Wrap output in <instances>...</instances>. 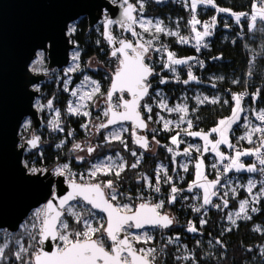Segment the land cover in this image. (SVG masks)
Segmentation results:
<instances>
[{
    "label": "trees",
    "instance_id": "16d2710c",
    "mask_svg": "<svg viewBox=\"0 0 264 264\" xmlns=\"http://www.w3.org/2000/svg\"><path fill=\"white\" fill-rule=\"evenodd\" d=\"M136 4L138 0H132ZM144 1V0H142ZM146 4L141 11L138 8L137 13L143 15L161 16L167 19L168 16L179 17L181 19V28L183 33H188L189 29L186 27V19L189 12L181 6L177 0H167L160 4L153 0H146ZM214 3L219 8L230 9L233 13H250L252 0H214ZM216 13L213 6H207L204 13L200 12L201 17H207ZM219 16L226 15L230 19V28L226 29L220 25L213 28V34L211 37L210 48L197 52L194 48L187 44H181L172 37H167L163 33H150L145 34L148 37L155 36L156 41L162 44L163 47H167L171 52L175 53L177 57L193 58L191 61L195 64V61L204 63L202 69L203 73H216L222 76V80L216 82V89H220L223 93L222 100L214 104H201L193 108L192 112L187 116L192 122V127L188 131H207L215 126L218 121L231 114L233 108V94H237L239 91L248 88L253 94L259 90V95L256 96V106H264V25L256 26L254 33H249L248 23L249 17L242 16L239 23H237L234 16L229 12H217ZM75 27L74 31L69 32V37L73 43L76 44L78 49V65L76 69L70 74L72 76L71 87L78 83L81 79V75L85 72L91 76L100 80V92H98L88 104V112L90 120L104 121L105 115L94 110L93 102L100 96L107 94L109 87L111 74L118 67L117 57L110 55V49L106 40L102 36V26L98 24V28H90L86 17H81L78 21L73 22ZM219 26L221 28H219ZM116 35L121 36L116 27L113 26ZM219 28V29H218ZM139 30L138 28H135ZM218 29V30H217ZM229 32L233 35V40L224 41L221 37L222 32ZM154 50L152 46L151 51ZM150 51V52H151ZM149 52V53H150ZM149 53L146 57V62L154 68L153 74L148 79L150 84V92L147 98L141 104V111L146 119L150 129L146 132L149 138L155 139L157 143V149L154 152H148L141 150L135 146L131 138L130 125H127V130L121 134V140H113L102 145V152H118L120 156L125 160L124 170L120 172L119 176L113 174L109 178L113 181V186L119 188L121 191L135 194L137 190H144V177L143 175H149L152 178L155 174V165L161 162L166 165L167 174L176 179L180 177L181 172L177 169L178 156L175 159L171 151L172 136L179 133V135H186V131L181 128H163L158 119V107L152 104L151 93L156 88H161L164 92L170 95L174 100L178 96L179 88H186L183 85V81L187 78L188 70L183 69L186 65L181 67V74L177 79L170 77L168 70L163 69V66L156 64V59L149 57ZM220 57L219 59H214ZM91 60H96L100 66L92 69L89 66ZM253 61L251 68L252 75L249 77L250 71L249 61ZM47 67V63L45 64ZM197 72L200 75V67L195 66ZM53 73L41 82V89L46 94L50 95L49 98L53 101L54 107L59 110L60 125L63 128V135L65 142L58 146L60 142L59 132H52L48 130V133L41 132L39 137V146L29 150L27 154L23 156L24 160H27V170L30 168H37L41 170L52 169L53 167L69 161L71 167L82 168L88 166L90 160H84L83 162H77L74 159V152L72 146L85 139L88 134L89 125L85 117L82 115H71L67 112V100L69 98L68 90L63 88V82L67 75L65 69H54ZM35 73H41L38 69L33 71ZM56 74V76H53ZM202 77V76H201ZM165 83H160L161 80ZM201 79V78H200ZM233 81L238 83L233 84ZM197 85V84H191ZM211 88V85H208ZM224 101H227L225 103ZM150 105L152 111L149 113L143 105ZM245 105V103H243ZM42 116L41 113H39ZM149 116L151 119H149ZM233 128L231 133V140H235L239 135L240 122ZM32 129V124H29L26 128H20L19 135H22L24 139L29 138ZM39 133V132H38ZM70 134V135H69ZM189 141H195L190 136H186ZM96 142L101 143L104 140V130H96V136L94 138ZM127 145V147H125ZM182 146V145H181ZM238 146H253L252 143L240 142ZM133 152L136 155H133ZM209 155H205V161L208 163ZM137 157H140L137 167L133 168L132 165L137 163ZM32 162V163H31ZM208 168V167H207ZM185 178L181 180L179 184V196L174 203L169 204L165 201L164 206L160 212L168 213L173 218V224L169 228H149L153 233L154 243H161L166 249V256L164 258L157 257L153 264H182L184 256L178 246L163 243L160 240L162 235H173L179 238L186 246L195 254L198 264H264V255H260L259 252L264 246V232H258L253 230V224L259 222L264 223V196H262L260 204L258 206L259 211L250 215V219L246 221H240L238 225L229 231L222 230L223 224L220 221L221 214L227 207H236V199L228 198L227 207L222 208L220 198L212 200V205L203 214V220L205 224L200 225L198 223L199 216L195 215L194 202L192 198L193 191L187 187L188 181L194 178V165L193 161L190 162L185 170ZM259 174V172H257ZM99 179V177H98ZM168 181V182H165ZM176 181L173 182L162 178L161 191H171L175 186ZM115 203V201H114ZM116 204V203H115ZM137 202L132 201V206H135ZM92 210L86 205L84 210L85 214L90 213ZM196 227V232H189V223ZM73 230H78L81 225L72 222ZM38 240V236H37ZM37 240L30 241L31 249L26 260L31 253H34L40 245ZM221 243L218 244L217 241ZM159 241V242H158ZM206 241L211 242L214 245L212 251L206 250ZM110 244L106 241V247L109 248ZM141 243H135V247L139 249ZM251 249V251H249ZM9 255L5 260V264H21L14 254L12 246L9 248ZM189 259H187V262Z\"/></svg>",
    "mask_w": 264,
    "mask_h": 264
},
{
    "label": "snow or ice",
    "instance_id": "6c2138e0",
    "mask_svg": "<svg viewBox=\"0 0 264 264\" xmlns=\"http://www.w3.org/2000/svg\"><path fill=\"white\" fill-rule=\"evenodd\" d=\"M115 2V0H113ZM140 3L141 11L143 9L142 0H138ZM197 4H207L217 7L214 3V0H192V10L195 11ZM126 5V6H125ZM122 13L121 19L118 21H112L110 19H105L104 24V36L108 40L109 43H112L114 37L109 32V25L113 23H119L122 28H125L127 31H131L134 37L139 36L133 29L134 24H139V26L145 31H151V28H155L156 33L165 32V29L161 27V22L156 21L155 25L151 20H146L142 17L137 18L133 15L136 11V6L128 2V0H123L122 4ZM217 11L219 12H229L232 16L235 17L237 23L240 22V18L242 16L249 17L248 30L249 33H254L256 31L257 23L264 25V0H252L251 12L249 13H233L230 9H223L217 7ZM190 25H192V31L195 33V39L197 41V45L201 43L204 37L210 36L212 34L211 29L216 24V18L213 17L210 23H205L203 25V31H198L196 29V25L200 24V21L196 19L195 15H193L192 19L189 21ZM75 27L71 26L69 31H74ZM264 30V29H262ZM168 35H176V33L168 32ZM156 37L153 36V39ZM181 43H185L186 39L181 37ZM119 47L114 48L111 52L113 57H117L119 61V65L115 70L112 76L111 88L107 93V98L109 101L112 100L113 94L117 91L123 93L127 92L131 95L130 100H124L122 97L120 102L116 105L109 103L106 108L104 115L107 118L106 124H100V128H106L108 125H115L117 121H132L133 129L132 135L136 137L134 139V143L140 144L141 147H148L147 141L144 140L143 137L137 136L136 129L137 128H146L147 125L141 117V101L145 96L149 94L148 77L152 75L153 69L145 63L146 54L150 50L151 41L147 42V46L144 43L136 42L134 45L133 42L121 39L118 41ZM206 46V45H205ZM165 49H161L163 51ZM199 51V47H197ZM220 57H216L214 59H219ZM189 59H177L172 52H168V63H165L164 67L168 68L170 65H179L186 64ZM201 63V67L203 63ZM250 71L248 73L249 77L252 75L251 68L253 66V61H249ZM74 69H69L72 71ZM174 71V69H171ZM196 77L192 75L191 72L188 74V80H185L184 83L187 84L190 80H195ZM85 80H88L85 77ZM95 87L92 92L87 94V96H81L80 100H91L93 95L100 92V87L96 82H92ZM160 83H165L162 79ZM233 83H238V81H233ZM73 95H76L74 92ZM244 94H233V100L235 101V106L232 109V115L229 118L221 119L218 125L211 129V133H216L219 136V139L212 141L209 139V134L202 132H193L187 131L188 136L193 137H202L204 140V151H209V145L211 146V151L215 153V155L221 160H227L228 163L224 164L223 171L226 173L232 169L236 171L246 170L249 173L257 172L264 176V152L261 150L264 149V109H261L259 112L254 111V115L257 120L261 121V124L252 125L248 120V117L245 116V134L240 137L241 140H247L249 143H254L253 134H258V142L256 146L251 149H245L243 151L236 150L235 155L225 156L223 152L220 151V145H227L229 148H233L234 146L230 143L228 138L229 130L231 129L233 124H236L240 120V114L245 111L244 108L241 107V101L243 99ZM259 95V90L257 93L253 94V100L256 99V96ZM202 102V101H201ZM213 103L216 100L212 101ZM227 103V101H225ZM49 106L52 105V101L48 102ZM160 107L164 108L166 105L161 103ZM120 108H123V111H119ZM143 108L147 112H151L152 108L150 105L144 104ZM68 111L73 114H79V108H73L70 104ZM167 111H178L181 113L186 112V107L177 106L176 108H167ZM84 115H88L87 112L83 113ZM149 119L151 117L149 116ZM184 117L181 116V120ZM170 122H165L164 127L167 129L168 124ZM192 127V122L188 121V128ZM70 135V134H69ZM178 135L172 136L171 142L172 144L179 143ZM111 140H121L119 133L113 132L110 134V137H106ZM38 138H33L29 140L28 143L35 147L37 144ZM158 143V142H157ZM80 145H74V148H79ZM127 147V145H125ZM89 153L93 152L94 149L89 147L87 149ZM171 151V149H169ZM184 153L187 155L189 153V148L184 149ZM135 156L136 153L133 152ZM245 156H255L257 163H253L251 165H245L241 158ZM78 159H83L82 157H78ZM109 160L111 158H108ZM139 160H137L136 164H133L132 167H137ZM203 161H198L196 164L197 168V179H205L200 172V168ZM27 167V164H25ZM185 170H187V166L185 165ZM215 167V165H213ZM119 170L115 171L116 176L120 175V172L124 170V165L120 164L118 166ZM114 170V165L104 164L101 162L100 164L93 165L89 170V175L91 178L97 176V173L104 171L109 172ZM30 173L37 174L41 170L37 168H30ZM69 171V166L67 164L62 167H57L54 170L55 175L64 176ZM170 179V178H169ZM83 180V177H81ZM159 177L157 183H159ZM168 182V181H165ZM218 183V181L208 182V183H200L197 186L204 189V197H203V207L204 205H209L211 203V196H215L216 192H210L209 189ZM261 190L256 196H264V181H261ZM256 186V182L253 180H249L247 190L251 194L252 189ZM69 187L71 191H69L66 195L62 197H58L53 191L52 199H49L44 205L43 209H37L33 213V217L36 219H40V227L39 231L36 234L28 233L33 240H38L37 243L41 247H39L34 253L29 255L28 259H24L22 254H28L29 249L24 248L22 245L19 250L15 252L16 259L21 262V264H153L156 259V250L153 248H139L135 247V243H139L143 241L147 243L152 240L150 235L146 233L141 234L140 232H131L130 230L135 228L137 230L144 229L145 226H154V227H162L167 228L171 224H173V218H171L168 214H161L158 211L163 207V202L157 204H149L147 202H142L138 205L132 206L129 204H114V201H117L120 193L115 192L113 188V181H108L106 184L101 183H78L76 179H69ZM105 189H113L111 193H106ZM159 187L155 189V191L159 192ZM179 190L173 186L171 189L172 195L168 201L169 204L173 203L176 199V193ZM254 196V199L256 198ZM77 198H82L89 205H91L92 209H97L100 212L106 213V221L101 220L99 226H93V222L90 217L84 216L81 213L74 210V206L69 202L77 200ZM54 201H58V203H54ZM248 201L244 200L240 203L239 212L236 213L238 217L243 214V218L249 219L250 217L247 215L246 207L248 205ZM227 205V201H225V206ZM253 212L257 211L256 208L251 209ZM193 211L199 212L200 208H193ZM64 213H68L69 215L75 217L76 223L78 225H82V230H72L70 224L64 219ZM229 220L235 224V220H232L231 215L228 217ZM200 223L203 225L206 223L205 220H201ZM106 225V226H105ZM33 228L36 227V224L33 223ZM259 230V229H257ZM189 232H196L197 229L194 227L191 222L188 227ZM106 241L110 242V248L106 247ZM45 242H54L55 247L51 252L44 251L43 245ZM171 243V239L169 240ZM19 244V241H16ZM218 244L221 242L218 240ZM7 244L0 245V260H6L7 257L4 255L5 248H7ZM251 251V249H249ZM262 255H264V248H262ZM184 259H189L188 256H185Z\"/></svg>",
    "mask_w": 264,
    "mask_h": 264
},
{
    "label": "rangeland",
    "instance_id": "374dc122",
    "mask_svg": "<svg viewBox=\"0 0 264 264\" xmlns=\"http://www.w3.org/2000/svg\"><path fill=\"white\" fill-rule=\"evenodd\" d=\"M142 2H143V8H144V6L147 2H146V0H144ZM177 2L180 3L181 6H183L188 12H190L192 10V7H191L192 0H177ZM207 6H212V5L197 4L196 9L198 10L199 13L200 12L204 13L206 11ZM136 7H137V9L140 8L139 2H137ZM217 7H214V8H215L216 12H219V11H217ZM140 17H142L146 20H151L153 22V25H155V22L157 20L160 21L161 27H163L165 29V32H161V33L165 34L167 37L174 38L178 42H180L181 37L185 38L186 42L185 43L180 42L181 44H188L190 42V40L196 41L194 35L190 36L188 38V33H185V32L183 33V30H182L181 25H180L181 19L179 17L168 16L167 19H165V18L158 16V15H156V16L143 15V14L139 13L137 15V18H140ZM229 22H230V19L226 15H221L220 26L228 29V28H230ZM71 26H73V23L70 24L69 28ZM220 26H219V28H221ZM134 27L139 29V30H137V32L140 34L141 38L145 41L146 44L148 41H151L150 46L151 47L153 46L154 50H152L149 53V57L155 58L156 64H158V65L160 64L161 66H163V69L168 70L170 77L177 79L178 78L177 76L181 74V72H180L182 70L181 67H183L184 65H186V66H185V68L183 67V69H187L188 74H189V72H191L192 75H194L196 77L195 80H190L187 84H185L184 81L188 80V75H187V78L183 81V85H185L186 88H183V89L179 88L178 96L174 100H172L170 95L167 94L166 92H164L159 87L156 88L150 94L152 104L157 106L159 109V111L157 113V115H158L157 120L161 123L162 127L165 128L164 125H165V122L167 121V122H170L168 124V128H181L183 131L187 132L189 130L188 121H190V119L187 116L192 112L193 108H195L196 106L201 105V104H214L212 102L213 100H216L215 103H218L220 100H222V96H223L222 91L220 89L215 88V86H216L215 83L222 80V76L220 74H216V73H208V72L203 73L202 69L205 65L204 63H203V66L200 68V75L202 77L199 76L198 75L199 72H197V68H195V64L192 63V61H191L192 59H189L186 64L170 65V67H168V68L164 67L165 63H168V52L170 50L167 47H163L162 44H159L156 41V39H153L152 37H148L145 35L146 33L150 34V33L155 32V28L152 27L151 31L145 32L139 26V24H134ZM95 28H98V24L95 26ZM213 28H215V26ZM213 28L211 29L212 34L214 31ZM111 31L113 33H115L113 25L111 26ZM69 32L70 31L68 29V34H69ZM168 32L176 33V35H168L167 34ZM115 36L118 40H120V36L116 35V33H115ZM221 37L224 41L234 39L232 33L225 32V31L221 33ZM204 38H206V37H204ZM162 48L165 50L161 51ZM173 54L175 55V58H177V59L190 58V57L180 58V57H177L175 53H173ZM46 63H47L46 54L43 51H38V53L36 55V66L39 68L38 70L41 71V73L45 74L44 80L48 76H50L53 73L52 70H54V69L49 70L45 66ZM77 65H78V49H77V46H75V48H73L70 51V61H69L68 65L65 67V71H66L67 75H66L64 82H63V88L65 90H68V92L70 94L69 98L67 100V112L71 115H79V116L82 115L83 117L86 118V120H88L87 124L89 125L88 134H87L86 138L82 139V140H80L74 144V145L79 144L80 147L74 148V145L72 146V150L74 152V159L77 162H83L84 160H90V162H89V165L87 167L84 166L82 168H75V167L70 166L69 161H66L64 163H61V164L53 167L50 170L52 172H54V170L57 167H62L63 165L67 164L69 166V171L64 175L66 180L68 181L70 178H74L77 181H79V179L75 178V176H73V174H72L74 170H76L77 172H79V171L83 172L84 176L90 177L89 170L92 168L93 165L100 164L101 162H103L104 164L111 163L114 165L113 171H109V172L101 171V172L97 173L96 177L92 178L96 183L106 184L108 181H110V179L105 178V176L110 177L113 174H115V171L119 170L118 166L120 164H123L125 166V160L120 156V154L118 152H110V151L102 152L101 147L103 144L113 141L111 139L106 140V137H110L111 133L117 132L121 136V134H123L127 130V125L126 124H119V125H115L113 127L106 128V129H104V140L101 143H98V142H96V140H94V138L96 136V130L99 128V125L102 123V121L89 119L88 104L97 93L95 95H93L91 100H88V99L80 100V97L81 96H87V94L92 92L93 88L95 87V85L92 83L93 81L96 82V84H98L100 87V80H98L96 77L91 76L89 73L85 72L81 75L80 81L71 87L72 76L70 74L76 69ZM89 66L92 69H95L96 67L100 66V64L96 60H91L89 63ZM69 69H74V70L69 71ZM171 69H174V71ZM53 76H56V74H54ZM85 77H87L88 80H85ZM191 84H197V85H191ZM233 84H235V83H233ZM37 85L40 88L38 89V96L35 99V108L38 110L39 113L42 114V116H40L42 123H41L38 131H36L34 133L31 132L29 138H31L34 134H38V136L40 137L41 132L48 133V130H49V132L52 131L54 133L59 132L60 142H58V146H61L65 142V138L63 135V133H64L63 128L60 125L59 110L56 107H54L53 101L49 98L50 95L46 96V94L42 91L41 82H40V84H37ZM208 85H211V88H209ZM74 92L76 93V95H73ZM50 100L52 101L51 106H49V104H48V102ZM162 102L164 105H166V107H164V108L160 107ZM233 102H234L233 103V107H234L235 101L233 100ZM70 104L73 108H79V114H73V113H70L68 111ZM112 104L113 105L118 104V101L116 98H114L112 100ZM177 106L186 107V112L181 113L178 111H172V112L167 111V108H176ZM241 107L244 108L242 101H241ZM93 108H94V110L104 114V112L107 108V95L105 94V95L98 96L93 102ZM85 112H87L88 115H84L83 113H85ZM244 113H245V111L240 114V119L242 116H243V118L245 117ZM231 115H232V112L230 115L223 117L221 119L229 118V117H231ZM181 116L184 117L183 120H181ZM219 121H218V123H219ZM238 122L236 124L232 125V127L228 133V138H229V141L231 144H232L231 133L233 131V128L238 124ZM218 123L215 126H213L212 128L216 127L218 125ZM29 124H32L30 118H25L23 127L26 128ZM212 128H210L207 131L195 130L193 132L207 133V134H209V139L212 141H215L216 139H219V136L216 133H211ZM130 129H131V126H130ZM149 129H150V127L148 126V130ZM186 136H187V134L186 135L185 134L184 135H178L177 138H178L179 143L172 144V142H171V146H170L173 157L175 159L177 158V156L179 157L178 160L176 161V163H177V167H178L177 169L181 172L180 177H177L176 179L170 177L167 174L166 165L161 163V162H158L155 165V174H154L153 178L149 175H143V177H144V190L143 191L137 190V192L135 194H131L129 192L121 191L119 188L113 186L115 192L120 193V195L118 196V199H117V203L121 204V205L122 204L132 205V201L137 202V203H142V202L152 203V202H154L155 204L163 202V206H164L165 201H169V199L172 195V192L171 191H168V192L161 191L162 178H164L165 180H169L171 182H173L175 180L176 181L175 187L179 190V188H180L179 184L181 183V180L184 179L186 176L185 167H184L185 165L188 166V164L193 161L194 174H195V178L197 179L196 164L198 161H201V160L203 161L201 168H200V172L202 173V176L204 177L207 175V171H208L207 164L208 163H206V161H205V158H204L205 155H209L208 158H210V156H211L210 159H214L216 161H221L215 155V153L210 150L211 149L210 145L208 146L209 151L205 152L203 150L205 142L202 139V137L190 136L195 141H189L188 139H186ZM27 139L28 138H26L24 140H27ZM223 146L224 147H228V146L223 145V144L219 146L220 151L224 153V151L222 149ZM89 147L93 148L94 151L89 153L87 151V149ZM186 148H189V153L187 155L184 153V149H186ZM156 149H157V142L155 141V139L150 138L148 149L146 151L154 152ZM29 150H31V148L29 146H27L24 150V155L27 154L29 152ZM78 157H82L83 159H78ZM108 158H111V159L109 160ZM137 160H140V157H137ZM26 163H27V160L25 161L23 158V164L25 165ZM98 177H99V179H98ZM158 177H159V181H160L159 183H157ZM157 187H159V189H160L159 192L155 191V189ZM187 187H189V186L187 185ZM212 187H214V186H212ZM112 190L113 189H105V191L107 193H111ZM260 190H261V187L256 185L252 189L251 194L248 192V190L245 191V189H240V191L238 192V196H235V193L232 190H230V187L226 186L223 194H221V195L216 194L215 196H212L211 197V203L209 205H204L203 207H201V205H203V200L201 198V194L199 192L194 191L192 193L193 202L195 204L194 208H200L199 212L195 211V215L199 216L198 223L200 225H202L200 223V221L203 219L202 218L203 214L208 210L209 206L212 205V200L215 198L221 199L220 203H218L216 205L218 206V205L222 204V208L227 207L228 204H230L227 200L228 198L236 199L237 206L236 207H229V208H232V210H236V211H233L234 213L231 216L232 220H233V218H237L238 220H242V221L248 220V219L243 218V214H241V216L238 217L236 215V213L239 212L241 201L247 200L249 203L246 207V212H247V215L250 216V209H252L253 207L257 208L260 204L262 196H256V194L259 193ZM239 194H240V197H239ZM175 195H176V199H177L179 196V192H177ZM254 196H256L255 199H254ZM225 201H227L226 206H225ZM70 204L74 206L75 211L81 213L84 216L90 217L92 222H93V226L98 227L101 220L102 219L104 220V217L102 214L94 212V211H91L90 213L85 214L84 210L86 208V205L81 200H75V201L71 202ZM44 205L45 204H42V205L36 207L35 209H33L30 212L31 220L27 219L26 221H23L22 224L20 225V228L16 232H10L7 229H0V245H3V244L8 245V247L5 248V252H4V255L6 257H7V255H9L8 253H9L10 246L13 247L14 253L19 250L21 245L24 248H27L29 250L31 249L30 241H32L33 239L28 233H33V234L38 233L39 227H40V219H42V216L40 219L34 218L33 213L37 209H43ZM161 209L162 208H160L159 211ZM227 211H228V209L224 212V214L222 213L221 216L223 217ZM161 213H163V212H161ZM64 219L70 224L71 229L73 230L71 223L72 222L76 223L75 217L69 215L68 213H64ZM228 220H229V218H228ZM229 221H231V220H229ZM33 223L36 224L35 228L32 227ZM233 226L234 225H232V223H231V225L225 224L222 226V230L229 231L230 230L229 228H231ZM82 228H83V226L81 225L78 230H82ZM252 228H253V230H256L258 232H264V223L257 222L255 224H253ZM257 229H259V230H257ZM130 231L134 232V233L140 232L141 234L146 233L147 235H150L152 237V240L148 241L147 243H144L143 241H141L140 242L141 243L140 248H145V249L153 248V245L155 243L153 240V233L151 232V230H149V229L136 230L133 228ZM170 239L172 241L171 243L169 242ZM160 240H162L163 243L178 246L179 249L182 251V255L184 257L185 256L189 257L188 262H187V259L183 258L182 264H198L197 259L195 258V254L192 251V249L188 248L186 246V244L184 242H182L179 238H176L173 235H162ZM16 241H19V244H17ZM205 244H206V250L207 251H212L214 249V245L211 242L206 241ZM110 246H109V248H110ZM263 248H264V246H263ZM28 254H22V255L24 256V258H27ZM259 254L262 255V250L259 252ZM156 258H157V256H156ZM0 264H5V260H0Z\"/></svg>",
    "mask_w": 264,
    "mask_h": 264
},
{
    "label": "water",
    "instance_id": "95a60500",
    "mask_svg": "<svg viewBox=\"0 0 264 264\" xmlns=\"http://www.w3.org/2000/svg\"><path fill=\"white\" fill-rule=\"evenodd\" d=\"M153 1L160 4L167 0ZM128 2L136 6L134 1L128 0ZM122 4L123 0H115V2L112 0H0V229L16 232L33 209L42 204L46 205L47 201L52 199L53 191L58 197L71 191L69 180L66 181L64 176L55 175L50 169L32 174L23 164L25 148L29 146L33 149L40 144L38 134H34L27 140L19 135L25 118H30L34 132L39 130L42 123L39 112L35 108V99L40 88L37 84L45 78V74L33 72L39 69L36 66L38 51L46 54L49 70L65 69L70 61V51L76 46L69 37L68 29L71 23L78 21L81 17L87 18L90 28L101 24L102 36L108 44L110 55L114 48L119 47V40L111 31L112 25L121 35L120 40L131 41L134 45L137 41L146 44L140 35L134 37L131 31L122 28L119 23L109 25V32L114 37L113 42L109 43L105 38V19L120 20ZM137 10L136 7L133 13L136 17ZM132 27L137 32L134 25ZM151 49L150 46L149 52ZM145 63L148 64L146 59ZM151 68L154 72V68ZM114 72L111 74L107 93L111 88ZM147 96L143 98L141 104ZM121 97L124 100L131 99V95L126 91L123 93L117 91L113 94L112 100L116 98L119 103ZM112 100L109 101L107 98V107L109 103L112 104ZM119 111H123V108ZM141 117L147 127L137 128L136 133L149 145L150 138L146 134L148 123L142 111ZM102 123L106 124L107 118ZM119 124H129L132 133V121H117L115 125ZM115 125H108L106 128ZM106 128L99 127L98 130ZM34 137L38 140L36 146L32 147L28 141ZM131 138L134 142L136 137L131 134ZM134 144L141 150L148 149V147H141L140 144ZM77 200H81L92 211L102 214L106 221V213L92 209L91 205L82 198ZM71 202L73 201L69 203ZM115 203L118 204L117 201ZM138 204L140 203L136 205ZM149 228L166 229L154 226L144 227V229ZM55 246L54 242H45L42 247L44 251L51 252Z\"/></svg>",
    "mask_w": 264,
    "mask_h": 264
},
{
    "label": "built area",
    "instance_id": "2783aa9c",
    "mask_svg": "<svg viewBox=\"0 0 264 264\" xmlns=\"http://www.w3.org/2000/svg\"><path fill=\"white\" fill-rule=\"evenodd\" d=\"M250 12H251V10H250ZM193 15H195L196 19L200 21V24H197L195 26L198 31L202 32L204 30L203 25L205 23H210L213 17L216 18L215 26L220 25L221 16H219V14L217 12L214 14H211L207 17H201L200 13L198 12L197 9H195V11L191 10L188 14L187 19H186V27L189 29L188 38L190 36H193V35L195 36V33L192 31V25H190V23H189V21L192 19ZM240 21H242V19H240ZM257 24L259 26L261 25L260 23H257ZM211 37H212V34L210 36H207L206 38H204L199 45H197V41H194V40H190V42L187 45L194 48L197 52H200L202 50H206V49L210 48ZM197 47H199V51L197 50ZM261 56L264 57V55H260V57ZM195 66H199L201 68V63L198 60H196ZM237 94H244L243 99H242V102L245 103L244 115L248 117V120L251 122V124L252 125L261 124L262 122L256 119V117L254 115V111L259 112L261 109H264V106H260V107L256 106L255 100H253V95L248 90V88H245V89L239 91ZM239 128L241 131V133L239 134V139H240V137L244 136L245 131H246L244 118L240 122ZM253 139H254V143H252V144H254L256 146V143L258 142V139H259L258 134H253ZM242 141L249 143L247 140H241L240 142H242ZM261 151L264 152V149H262ZM210 158L208 160L207 167H208L209 174L213 177V181H218V183L214 184V187H213V191H215L216 194H218V195L223 194L226 186H229L230 190H232L235 193V196H238V192L240 191V189H245V191H247L246 188H247V185H248L250 179L254 180V182H256L257 186H260V187L262 186L260 182L264 181V176H262L260 173L259 174L253 173V174L244 175L242 173L234 172L231 170L225 173L223 171V168H224V164L228 163V161L227 160L216 161V160L210 159ZM213 165H215V167H213ZM72 174H73V176H75V178H78L80 182H95L91 177L84 176L83 172H80V171L77 172L76 170H74ZM81 177H83V180H81ZM65 180H66V178H65ZM188 186L194 192V190L191 187V186H193V180L188 181ZM239 197H240V194H239ZM227 209H228V211L226 212V214L220 218V221L223 223V225H225V224L231 225L232 221H229L228 217L230 215L231 216L233 215V213H234L233 211H236V210H232V208H229V207H227L226 210ZM256 209H257V211H255V212H253L250 209V215L253 213H257L259 211L258 207ZM225 211H223L222 213L224 214ZM30 217L31 216L29 213L24 221H26L27 219L31 220ZM233 220H235V224L232 223V225H234V226L229 228V229L236 227L238 225V223L240 221H242V220H238L237 218H233ZM153 249L156 250V256L157 257L164 258L166 256V249L161 243L160 244L159 243L154 244Z\"/></svg>",
    "mask_w": 264,
    "mask_h": 264
},
{
    "label": "crops",
    "instance_id": "0c3cea01",
    "mask_svg": "<svg viewBox=\"0 0 264 264\" xmlns=\"http://www.w3.org/2000/svg\"><path fill=\"white\" fill-rule=\"evenodd\" d=\"M242 104H243V102H242ZM243 107H244V105H243ZM243 117V116H242ZM242 117H241V119H242ZM240 119V120H241ZM239 123V122H238ZM241 133V132H240ZM239 133V134H240ZM240 139H239V135H237L236 136V138H235V140H232V145L234 146L233 148H229V147H222V149H223V151H224V154H225V156H230V155H235V151L236 150H241V151H243V150H245V149H251V148H254L253 146H249V147H246V146H238L239 145V143H240ZM243 142V141H242ZM211 157V156H210ZM241 161L245 164V165H251V164H253V163H257V166L259 167V165H258V162L256 161V158H255V156H251V157H249V156H245V157H242L241 158ZM208 169V168H207ZM231 171H234V172H238V173H242V174H244V175H246V174H253V173H257V172H259V171H257V172H253V173H249V172H247L246 170H241V171H236L235 169H232ZM204 178L205 179H201V180H197L196 178H195V174H194V178H193V186H191L192 187V189L195 191V192H199L200 194H201V198H202V200H203V197H204V189L203 188H201V187H199V186H197L198 184H200V183H208V182H213V177L209 174V172L207 171V175L206 176H204ZM214 186V185H213ZM213 187H211L210 189H209V191L210 192H212L213 190ZM212 197V196H211ZM211 197H210V199H211Z\"/></svg>",
    "mask_w": 264,
    "mask_h": 264
}]
</instances>
